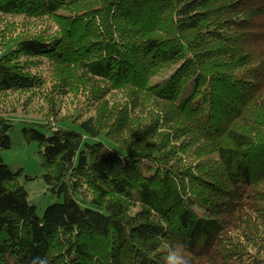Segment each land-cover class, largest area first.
Returning a JSON list of instances; mask_svg holds the SVG:
<instances>
[{"label":"trees","instance_id":"obj_1","mask_svg":"<svg viewBox=\"0 0 264 264\" xmlns=\"http://www.w3.org/2000/svg\"><path fill=\"white\" fill-rule=\"evenodd\" d=\"M19 111L63 201L0 154V264H264V0H0Z\"/></svg>","mask_w":264,"mask_h":264},{"label":"rangeland","instance_id":"obj_2","mask_svg":"<svg viewBox=\"0 0 264 264\" xmlns=\"http://www.w3.org/2000/svg\"><path fill=\"white\" fill-rule=\"evenodd\" d=\"M68 112L65 111L66 114ZM9 120L15 122V127L10 131L12 144L10 148H0V154L13 172L23 171L20 182L28 192L29 203L35 206L38 215L42 216L48 206L62 202L63 199L52 193L44 180L43 159L39 153V144L35 141L28 143L23 137L24 122H38L40 119L36 116H26L19 111L14 115L7 116L6 120L0 119V126ZM99 141L98 139L85 137V142L89 144ZM101 141L104 145L106 144L105 138H102Z\"/></svg>","mask_w":264,"mask_h":264},{"label":"clouds","instance_id":"obj_3","mask_svg":"<svg viewBox=\"0 0 264 264\" xmlns=\"http://www.w3.org/2000/svg\"><path fill=\"white\" fill-rule=\"evenodd\" d=\"M166 264H188L185 256L182 254V246L177 245L175 249H168Z\"/></svg>","mask_w":264,"mask_h":264}]
</instances>
